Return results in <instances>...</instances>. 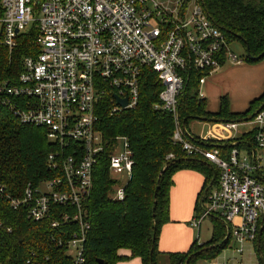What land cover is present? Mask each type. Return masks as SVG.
I'll return each instance as SVG.
<instances>
[{"label":"built area","instance_id":"1","mask_svg":"<svg viewBox=\"0 0 264 264\" xmlns=\"http://www.w3.org/2000/svg\"><path fill=\"white\" fill-rule=\"evenodd\" d=\"M28 34L35 37L36 49L30 47L31 53L20 63L11 62L0 71V114L10 111L23 124L45 128L57 147L48 163L59 175L36 186L29 183L21 196L10 194L0 183V196L14 210H26L33 221H50L52 227L77 224L79 230L69 237L68 233H61L58 240L53 237L65 247L72 264L85 263L90 228L87 203L99 159L108 152L109 170L116 180L113 197L118 200L125 198L135 164L127 136H117L107 145L97 128L98 110L106 98H110L112 115L136 108L148 68L157 73L162 85L155 109L174 118L173 140L188 156L203 157L219 170L217 184L200 199L203 208L194 226L199 228L203 219L216 216L239 244L238 253L244 252L246 242L256 250L260 232L261 245V158L257 152L238 148L225 156L219 149L198 145L180 121L179 99L191 70L205 73L199 89V96L205 98L206 78L223 65L225 53L233 63H243L209 17L204 0H0V49L10 60ZM250 122L256 128V146L264 148V110ZM219 123L229 139L215 133L199 140L235 144L234 131L240 122Z\"/></svg>","mask_w":264,"mask_h":264},{"label":"trees","instance_id":"2","mask_svg":"<svg viewBox=\"0 0 264 264\" xmlns=\"http://www.w3.org/2000/svg\"><path fill=\"white\" fill-rule=\"evenodd\" d=\"M204 7L214 24L225 34L227 42L239 40L246 51L249 48L251 55L258 57L254 59L246 53L244 62L264 60V0H204ZM34 40L32 34L24 36L14 52L13 61L0 49V71L11 62L20 63L23 56L31 53L30 47L36 49ZM226 61L225 53L222 63ZM204 74L193 69L186 77L179 99L183 127L188 129L194 119L249 122L264 110L263 93L251 101L243 112H233L226 95L220 99L219 110L210 111L206 98L199 96L200 80ZM161 90L157 73L148 68L144 70L136 108L112 115L110 98H106L98 110L97 128L107 145L110 146L117 136H127L134 151L135 164L132 177L126 183L123 200L113 197L116 180L109 170L108 152L95 166L93 190L87 203L90 228L85 242L84 264H118L132 257L141 258L142 264H159L162 253L158 242L162 226L170 221V190L174 174L190 169L205 176L196 205L197 216L202 210L200 199L210 190L208 186L214 177V170L217 176L212 186L218 182L219 170L216 166L203 157L188 156L182 145L173 140L175 122L172 114L154 107L159 102ZM191 136L194 143L208 149H219L225 156L234 148L247 153L258 152L259 149L255 141V127L237 137L235 144L231 140L200 141V137ZM56 150L55 144L47 138L45 128L23 124L10 111L0 114V183L7 186L10 194L21 196L29 183L36 186L44 179L57 177L59 171L48 163L49 154ZM170 154L173 157L169 158ZM0 219L3 222L0 227V264H72L65 247L53 237L58 240L61 233H68L66 237H69L79 230L77 224L63 223L52 227L50 221H33L26 210H14L2 196ZM211 219L214 225L212 238L204 244L193 243L185 252L166 253L169 264H198L199 260L215 259L224 251L229 241L226 239L221 243L225 223L216 216ZM122 249L130 250L131 255H121ZM261 253L264 257V237Z\"/></svg>","mask_w":264,"mask_h":264},{"label":"crops","instance_id":"3","mask_svg":"<svg viewBox=\"0 0 264 264\" xmlns=\"http://www.w3.org/2000/svg\"><path fill=\"white\" fill-rule=\"evenodd\" d=\"M226 63L227 61L223 65ZM210 76L209 79H207L208 77L206 78L203 90L205 89L204 95L206 100L208 95H211V97L216 100L215 107H210L207 100L208 109L212 112H217L219 110L220 97L225 93L223 92L224 90L220 89L219 84L224 83L223 85H225V89H227L229 93V95L226 94L228 96H230L231 92L243 95L244 98H233L234 105L231 100L230 106L233 112L245 111L249 107L251 101L264 93V60L257 63L243 62L236 64L232 62L231 65L225 67L222 72L217 70ZM226 84L230 89H233L234 86L238 88L233 92ZM217 97H219V101ZM209 122L211 125L205 134H196L198 132L194 124L191 127L189 124L188 130L192 135L201 138H209L215 133H220L222 138L225 135V138L229 139L228 133L222 130L219 122ZM249 122L239 124L237 131H234L235 139L244 134V132L254 128L253 126L240 130L242 125H248L250 124ZM173 180L174 184L170 190V221L162 226L158 242V249L162 253L161 255H167L166 253L185 252L191 248L193 243H203V241H200L202 240V223L199 228L194 226L193 223L197 217L196 205L199 200V194L205 183V176L195 170L183 169L174 174ZM120 254L129 257L131 251L122 249L120 250ZM118 264H142V260L139 257H132Z\"/></svg>","mask_w":264,"mask_h":264},{"label":"rangeland","instance_id":"4","mask_svg":"<svg viewBox=\"0 0 264 264\" xmlns=\"http://www.w3.org/2000/svg\"><path fill=\"white\" fill-rule=\"evenodd\" d=\"M192 4H193V2H192ZM228 46H229L230 50L235 55L238 56L239 59L244 60V56L247 53V51H246V48L241 41L232 40V41L228 42ZM231 63H232V60L230 58H227V63L218 69L219 72H222L225 69V67H228L229 65H231ZM207 77H208L207 79H209L211 76H207ZM224 80H225V77H224ZM223 84L224 83L219 84L220 89L224 90L223 92H225L222 95L223 96H225L226 94L229 95L228 90L225 89L226 87ZM226 86L230 89V87L227 84H226ZM237 88H238L237 86H234L233 89H230V90H233V92H235ZM228 95H226V96H228ZM234 97L244 98L243 95H241V94L231 92L230 96H228L230 104H231V100H232V104H233V98ZM217 99L219 101V97H217ZM207 100L209 102L210 107L216 106V100L213 99V97H211V95H208ZM249 123L250 124H248V125H242L240 127V130L254 126L251 122H249ZM189 124H190V127L193 124L196 125V129L198 132L196 134H198V135L205 134L211 125V123L209 121H205L203 119L202 120L201 119H194ZM118 144H119V146H121L122 141L120 140L118 142ZM257 151H258L257 155L261 158L262 162L264 163V148H259ZM201 223H202V231H201V239L202 240H200V241H203V243H199V244H204V243H207L212 238L214 225H213V221L211 218H205L202 220ZM226 239H229V241L227 243V247L215 259H212V260L201 259L197 263L198 264H259V259H258L259 255L257 256V248H256V250H254L253 244L251 242L245 243V250L242 254H240L236 251V248L239 247V244L228 236L227 229L225 230V235H224V238L221 240V243L224 242V240H226ZM158 262H159V264H169L168 256L167 255H161L159 257Z\"/></svg>","mask_w":264,"mask_h":264},{"label":"water","instance_id":"5","mask_svg":"<svg viewBox=\"0 0 264 264\" xmlns=\"http://www.w3.org/2000/svg\"><path fill=\"white\" fill-rule=\"evenodd\" d=\"M263 54H264V53H263ZM247 55L250 56V57H252V58H254V59H258V57H253V56L251 55V52H250L249 48H247ZM118 101H119V103H120L121 105H123V106H126V105H127V101H126V100H120V99H119ZM254 152H255V151H254ZM254 159H255V155H254ZM216 176H217V171L214 170V177H213L212 181L210 182V184H209V186H208V189H210V187L212 186V184H213V182H214ZM158 188H159V183H158L157 189H158ZM200 205H201V207L203 208L202 200L200 201ZM155 207H156V205H154V210H155ZM260 239H261V232H260V234H259V236H258V241H257V253H258V255H259V261H260V263H261V264H264V257H263V255H262V253H261Z\"/></svg>","mask_w":264,"mask_h":264}]
</instances>
